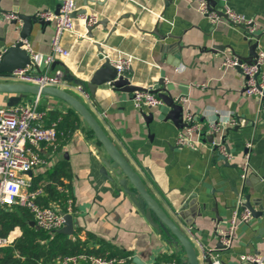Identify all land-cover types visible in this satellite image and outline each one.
Instances as JSON below:
<instances>
[{
	"label": "crops",
	"instance_id": "1",
	"mask_svg": "<svg viewBox=\"0 0 264 264\" xmlns=\"http://www.w3.org/2000/svg\"><path fill=\"white\" fill-rule=\"evenodd\" d=\"M96 1L77 0V5L97 19L108 18V29L116 24L115 31L107 38L108 29L100 25L89 38L85 19L77 15L74 29L62 35V45L69 54L56 55L50 71L61 67L67 80L74 77L87 82L106 56L112 62L130 56L131 83L161 89L176 101L186 97L183 114L190 111L203 131L210 120L236 114L239 124L221 130L211 140L208 134L200 137L208 143L222 138L232 154L229 159L207 143L178 145L182 127L168 117L171 107L165 102L140 110L132 101L133 92L109 84L99 86L94 94L87 91L89 97L76 88L75 82L68 80L64 87L91 110L149 192L191 237L200 256L204 249H217L223 264H247L241 262V254H264V100L245 92V78L239 68L224 66L228 56L249 55L250 44L243 28L226 22L214 24L200 12L198 0H173L169 5L165 0ZM59 4L60 0H0L1 9L24 14L56 11ZM226 6L255 19V34L260 36L258 53L264 51V0H216V10ZM3 28L0 20V53L19 40V30ZM53 34V22L33 24L28 42L37 55L38 71L46 69L44 59L52 52ZM96 42L102 44L103 51ZM35 96L24 95L22 101ZM0 105H5L3 94ZM40 108L47 112L46 125L54 122L48 118L49 111L78 117V126L67 140L60 136L55 155L50 148H42L49 164L27 174L31 181L32 175L45 172L60 159L68 160L78 235L82 239L90 237L91 246L98 247L105 241L130 252L132 261L126 264H137L134 256L146 264H156L163 254H175L179 264H187L185 253L176 250L164 233L149 224L118 185L103 178L104 149L89 125L57 97L40 95ZM143 113H153L152 119L147 121ZM247 138H253V147L250 169L243 179ZM240 197L249 200L259 213L238 226L233 246L224 250L219 248L218 233L228 226ZM20 234L17 227L10 232L13 241Z\"/></svg>",
	"mask_w": 264,
	"mask_h": 264
},
{
	"label": "built area",
	"instance_id": "2",
	"mask_svg": "<svg viewBox=\"0 0 264 264\" xmlns=\"http://www.w3.org/2000/svg\"><path fill=\"white\" fill-rule=\"evenodd\" d=\"M198 9L207 16L211 22L218 24L226 22L241 26L245 36L254 38L256 22L254 18L246 17L232 6H226L222 10L212 9L206 0H198ZM79 11L77 0H60L59 13L53 10H41L38 16L44 20L54 23V34L51 41L52 52L45 59L46 69L38 71L36 68L37 55L32 49L28 40H25V48L29 51L33 64L25 68L16 69L12 72L0 75L2 81L26 82L41 86L65 87L68 80L61 67L50 71L56 55L67 56L69 51L62 45V35L74 29L76 12ZM8 19H13L16 14L7 13ZM86 19L87 15H81ZM97 21L95 15L90 14L89 23ZM2 52L0 53V58ZM132 58L124 56L113 64L119 73L131 68ZM225 67H237L241 70L245 81L244 90L248 95H256L264 100V51H260L253 62L240 61L237 56H228L224 61ZM79 91L89 97V93L79 85H75ZM186 97L178 99L180 103L186 102ZM132 101L136 108H152L163 103L162 98L151 88L135 91L132 94ZM47 112L40 108V95H36L30 101H21L14 106L0 105V211L5 206L21 204L26 206L32 213L36 225L49 232H56L64 226L65 218L56 204L43 205L38 201V196L42 190H31L30 177L27 172L39 166H47L49 158H46L42 148H50L51 154L55 155L59 147L61 132L58 130V121L50 125L45 124ZM184 127L180 130L176 143L178 145H196L207 143L218 150L226 158H232V154L227 143L222 139H214L211 143L205 142L201 135L217 134L221 130L239 124L240 120L236 114L229 113L227 116L217 117L208 122L206 130L198 124L190 111L183 114ZM197 134V135H195ZM246 152L241 166V177L246 178L250 169V151L253 147V138H247L245 142ZM73 200H69L66 213H72ZM252 217L250 209L242 197L239 198L229 221L228 226L222 228L219 233V241L222 249L227 250L233 246L236 229L242 223H248ZM13 242V237L0 235V248ZM216 250H203L202 257L211 256L213 264H223ZM131 256H110L97 255L94 253H79L72 255L58 256L54 264H126ZM242 263L264 264V254L245 253L240 255ZM156 264H177L176 260L161 261Z\"/></svg>",
	"mask_w": 264,
	"mask_h": 264
},
{
	"label": "water",
	"instance_id": "3",
	"mask_svg": "<svg viewBox=\"0 0 264 264\" xmlns=\"http://www.w3.org/2000/svg\"><path fill=\"white\" fill-rule=\"evenodd\" d=\"M172 1L173 0H165V5H169ZM206 1L212 9H215L216 0ZM96 2L101 3L100 0H97ZM59 9L60 4L57 6L56 13H59ZM10 12L15 13L16 17L8 19L6 14ZM10 12L0 8V20L4 22L3 30H19V40L8 44L7 48L2 52V56L0 58V75L12 72L16 69L25 68L27 65L35 62V59L32 58L27 48H25L24 41L28 40L34 23L39 22L40 24H43L49 22L40 18L37 14H24L15 11ZM84 14L87 15L84 23L86 27V34L89 38L94 37V30L100 25H102L105 29H108V18L97 19L95 23L90 24L88 22L90 14H88L85 9L77 11L75 15ZM116 27V24H114V26L108 29L109 33L107 38L115 31ZM254 37L256 40L253 42L252 39L245 36V39L248 40L250 44L249 55L246 58L240 56V61H247L251 63L258 56L260 36L255 34ZM96 44L99 50L103 51L102 44L100 42H96ZM113 62L109 56H106L101 65L87 82L74 77H68V80L75 82V84L93 94L99 86L104 84H109L114 88H119L126 92H135L147 89L132 84L129 71L125 70L122 73H119ZM153 91L162 98L163 102L171 107L168 117L174 120L178 126L183 128L185 123L183 122L184 107L182 103L176 101L169 93H165L161 89ZM0 94L4 95V103L7 106H14L20 103L23 96L27 94L50 95L68 103L71 108L89 125L94 137L104 149V154L101 158L103 163V166L101 167L103 178L118 185L120 190L124 191V193L130 198L137 210L145 216L149 224H151L159 232L164 233L168 237V242L175 246L176 250H181L185 253L187 264H213L212 257L210 255L207 257L199 255L198 249L191 237L165 212L161 204L147 189L143 178L125 158L117 144L105 132L99 120L79 97L67 89L59 86H41L38 84L6 80H0ZM143 114L147 121L151 120L153 117V113ZM213 135L214 134L208 135V138L211 140ZM27 174H32V170L28 171ZM246 206L250 209L252 215H257L259 213L253 208L249 200L246 201ZM61 214L64 215L65 224L63 227L58 229L57 232L64 233L72 237L74 235L75 224L77 222L75 221L72 213L61 211ZM30 223L33 226H37L34 220H31ZM37 227L40 228L39 226ZM221 247L222 244H220L219 248ZM133 261L137 264H146L141 260V258H139V256H134Z\"/></svg>",
	"mask_w": 264,
	"mask_h": 264
},
{
	"label": "trees",
	"instance_id": "4",
	"mask_svg": "<svg viewBox=\"0 0 264 264\" xmlns=\"http://www.w3.org/2000/svg\"><path fill=\"white\" fill-rule=\"evenodd\" d=\"M50 121H58L60 136L65 141L78 126V117L73 113H57L49 111ZM49 125V124H48ZM71 166L66 159H60L45 172L32 175L31 190L43 189L38 201L47 206L56 204L60 211L67 212L69 200H74L70 179ZM30 210L21 204L5 206L0 211V235H9L14 228H20L21 234L9 245L0 248V264H54L60 255L79 253H94L97 255L130 256L131 253L118 247L100 241L98 247L90 245V237L82 239L75 230L71 237L64 233L49 232L33 226ZM92 237V236H91ZM166 260H176L175 254L159 256L156 263ZM132 261V259H130Z\"/></svg>",
	"mask_w": 264,
	"mask_h": 264
}]
</instances>
